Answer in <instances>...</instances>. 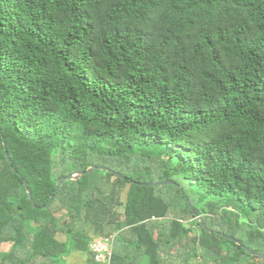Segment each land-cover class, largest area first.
Listing matches in <instances>:
<instances>
[{
	"label": "trees",
	"instance_id": "trees-1",
	"mask_svg": "<svg viewBox=\"0 0 264 264\" xmlns=\"http://www.w3.org/2000/svg\"><path fill=\"white\" fill-rule=\"evenodd\" d=\"M99 237L264 264V0H0V264H106Z\"/></svg>",
	"mask_w": 264,
	"mask_h": 264
},
{
	"label": "water",
	"instance_id": "water-1",
	"mask_svg": "<svg viewBox=\"0 0 264 264\" xmlns=\"http://www.w3.org/2000/svg\"><path fill=\"white\" fill-rule=\"evenodd\" d=\"M3 145H4V150H5V157H6V160L8 161V163L10 165H12V162H11V158L9 156V153L7 151V147H6V142L5 140H3ZM13 170L15 172H17L16 168L14 166H12ZM95 169H103V170H110L109 168L107 167H103V166H89L86 170H80V171H76L74 173H71L67 176H63L61 178H59L57 180V188H59L61 186V184L66 181V180H69V181H76L78 180L79 178H81L83 175L95 170ZM120 177L122 178H125L124 175L122 174H119L117 173ZM23 182H24V185H25V188L27 190V194H28V198H29V201L30 203L32 204L33 207H36L35 203H34V200L32 198V193H31V190L28 186V182L23 178ZM162 183H173L172 181H157V182H153V183H144L145 185H157V184H162ZM174 184V183H173ZM183 194V192H182ZM184 196V195H183ZM52 198V197H51ZM184 200L185 202L188 204L189 208L193 211V213L196 215V217L198 218V220L202 223V217L200 216L199 212L197 209H195V207L190 203V201L184 196ZM202 225L204 226V224L202 223ZM227 239H230L232 240L233 238L232 237H229V236H225ZM236 242H239L236 240ZM246 251L251 253V254H257L258 256H260L262 259H264V254L262 253H259L255 250H251L250 248H246Z\"/></svg>",
	"mask_w": 264,
	"mask_h": 264
},
{
	"label": "built area",
	"instance_id": "built-area-1",
	"mask_svg": "<svg viewBox=\"0 0 264 264\" xmlns=\"http://www.w3.org/2000/svg\"><path fill=\"white\" fill-rule=\"evenodd\" d=\"M111 242L108 239L102 237L96 238L92 241L91 248L96 254V260L100 262H106L107 264V260L109 259V255L111 253Z\"/></svg>",
	"mask_w": 264,
	"mask_h": 264
},
{
	"label": "rangeland",
	"instance_id": "rangeland-1",
	"mask_svg": "<svg viewBox=\"0 0 264 264\" xmlns=\"http://www.w3.org/2000/svg\"><path fill=\"white\" fill-rule=\"evenodd\" d=\"M9 248V244L8 243H3L1 244V249L3 250H7ZM71 260H78L79 259V256L76 254L73 256V259L70 258Z\"/></svg>",
	"mask_w": 264,
	"mask_h": 264
},
{
	"label": "crops",
	"instance_id": "crops-1",
	"mask_svg": "<svg viewBox=\"0 0 264 264\" xmlns=\"http://www.w3.org/2000/svg\"><path fill=\"white\" fill-rule=\"evenodd\" d=\"M73 264H76L80 260H71Z\"/></svg>",
	"mask_w": 264,
	"mask_h": 264
}]
</instances>
